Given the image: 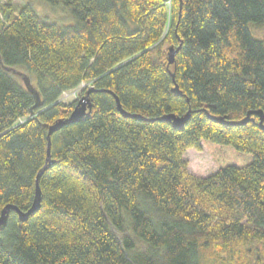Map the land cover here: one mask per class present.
<instances>
[{
    "label": "trees",
    "instance_id": "16d2710c",
    "mask_svg": "<svg viewBox=\"0 0 264 264\" xmlns=\"http://www.w3.org/2000/svg\"><path fill=\"white\" fill-rule=\"evenodd\" d=\"M2 1L0 215L30 209L45 169L38 210L0 228V264H264V0H42L68 25ZM83 83L91 112L47 158ZM202 145L205 178L183 159Z\"/></svg>",
    "mask_w": 264,
    "mask_h": 264
},
{
    "label": "rangeland",
    "instance_id": "374dc122",
    "mask_svg": "<svg viewBox=\"0 0 264 264\" xmlns=\"http://www.w3.org/2000/svg\"><path fill=\"white\" fill-rule=\"evenodd\" d=\"M4 5V1L0 0V14H2L1 6ZM29 5L33 10L36 11V13L44 20L48 22H53L58 25H68L69 24V17L67 15L66 10L62 6L58 7H52L46 2L42 0H14L12 4V13L17 14L23 7ZM64 12H63V11ZM255 35L262 37L264 35V28L254 29L253 30ZM15 77L24 85V75L27 74L23 69H16ZM23 73V74H22ZM31 81H34L32 77ZM89 88V84L84 83L81 85V89L74 90L76 97L80 99L82 96H84L83 92L84 90ZM83 94V95H82ZM77 99V100H78ZM59 101L62 102L65 105L71 104L73 102L72 96L70 94V91L65 92V94H62L59 98ZM183 159L187 163V170L194 176L199 178H205L209 177L213 174H215L217 170V166L214 163V161L211 158L210 153L206 149L204 145L201 146V150L197 151L195 149H188L184 155ZM242 242H237L236 244L241 246ZM233 245H231L230 250H233ZM229 254V253H225ZM231 255V254H229ZM232 256V255H231ZM227 260V258H226ZM223 261V258L220 260ZM247 260L245 258L239 257V256H232V259L229 260V264H243Z\"/></svg>",
    "mask_w": 264,
    "mask_h": 264
},
{
    "label": "water",
    "instance_id": "95a60500",
    "mask_svg": "<svg viewBox=\"0 0 264 264\" xmlns=\"http://www.w3.org/2000/svg\"><path fill=\"white\" fill-rule=\"evenodd\" d=\"M161 1L168 2L169 0H161ZM175 52H176L175 49L169 48V51H168V63L169 64H172L173 63ZM4 70L7 71V72H11L12 74L16 73L14 69L4 68ZM23 79H24V85H25V87L28 89V91H30L37 98L36 106H38V101H39L38 94L36 93V91L34 90V88L29 85L28 79L25 76H24ZM93 92H94L93 87H89L87 89V91L85 92L84 96H82L80 99H78L76 101V106H75L74 110L71 112V114L69 115V117L66 118V119H60V120L54 122L53 125H51L49 127L47 158L49 156V146H50V139L49 138H50V135L52 133L58 131L62 127L66 126V125L73 124V123H77V122L81 121V119L83 117H85L88 113H90L91 112V108H92V104H91V101H90V94L93 93ZM178 95H181V93L178 92ZM116 103H117L118 110L124 116L130 117V115L125 114L121 110L120 105H119V102H118L117 99H116ZM251 114L252 113L249 112L247 114V117L241 122V124L246 123L248 121V118H249V116ZM257 114L260 117V121H262V114H261V112H257ZM188 116H189L188 114H186L184 117H176L174 115H169V116L162 117L160 120H163V121H169L170 120L174 129L181 130L182 127H183V125L187 121ZM132 117L139 118L138 116H132ZM44 169H45V167L39 172L38 177L36 179L35 196H34V200H33V203L31 205L30 209L24 213V212L19 211L18 209H16L13 206H7V207H5L2 210L1 215H0V228L4 227V225H5V223L7 221V216H8L9 210L16 211L17 214H18V216H19V220L21 222H25L31 214H33L35 211L38 210V208L40 206V197H41L40 189H39V186H38V178H39L40 174L42 173V171Z\"/></svg>",
    "mask_w": 264,
    "mask_h": 264
},
{
    "label": "built area",
    "instance_id": "2783aa9c",
    "mask_svg": "<svg viewBox=\"0 0 264 264\" xmlns=\"http://www.w3.org/2000/svg\"><path fill=\"white\" fill-rule=\"evenodd\" d=\"M84 84V83H83ZM83 84H81V85H83ZM81 85L80 86H78L76 89H73V90H71L70 91V94H71V96H72V100L74 101V100H77L78 98H79V96H78V98L76 97V94H75V91L74 90H79V89H81ZM65 94V93H64Z\"/></svg>",
    "mask_w": 264,
    "mask_h": 264
},
{
    "label": "clouds",
    "instance_id": "9594fccd",
    "mask_svg": "<svg viewBox=\"0 0 264 264\" xmlns=\"http://www.w3.org/2000/svg\"><path fill=\"white\" fill-rule=\"evenodd\" d=\"M74 101H77V100H74Z\"/></svg>",
    "mask_w": 264,
    "mask_h": 264
}]
</instances>
